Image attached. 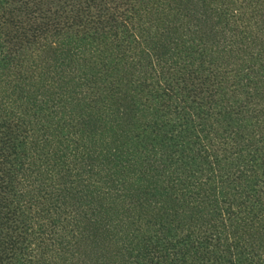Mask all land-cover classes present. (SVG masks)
<instances>
[{
    "label": "trees",
    "instance_id": "16d2710c",
    "mask_svg": "<svg viewBox=\"0 0 264 264\" xmlns=\"http://www.w3.org/2000/svg\"><path fill=\"white\" fill-rule=\"evenodd\" d=\"M0 264H264V0H0Z\"/></svg>",
    "mask_w": 264,
    "mask_h": 264
},
{
    "label": "rangeland",
    "instance_id": "374dc122",
    "mask_svg": "<svg viewBox=\"0 0 264 264\" xmlns=\"http://www.w3.org/2000/svg\"><path fill=\"white\" fill-rule=\"evenodd\" d=\"M175 15H176V14H172V17H176ZM169 20L172 21V22L174 21L173 18H172V19H169ZM8 31H9V32L11 31V33H13V28H12V27H6V28H5V32H8ZM28 63H29V62H28Z\"/></svg>",
    "mask_w": 264,
    "mask_h": 264
}]
</instances>
